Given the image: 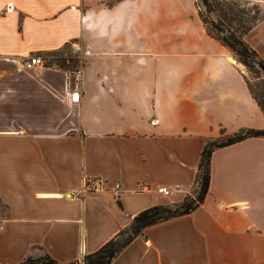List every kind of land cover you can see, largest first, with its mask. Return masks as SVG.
<instances>
[{"label": "crops", "instance_id": "0c3cea01", "mask_svg": "<svg viewBox=\"0 0 264 264\" xmlns=\"http://www.w3.org/2000/svg\"><path fill=\"white\" fill-rule=\"evenodd\" d=\"M245 39L264 58V16ZM68 43L80 71L27 67ZM244 73L196 0H0V264H83L140 211L182 201L207 138L264 129ZM111 264H264V137L215 149L202 204Z\"/></svg>", "mask_w": 264, "mask_h": 264}, {"label": "trees", "instance_id": "16d2710c", "mask_svg": "<svg viewBox=\"0 0 264 264\" xmlns=\"http://www.w3.org/2000/svg\"><path fill=\"white\" fill-rule=\"evenodd\" d=\"M247 0H197L199 16L207 33L226 46L237 62L248 72L259 70L264 76V58L246 41V34L264 16L257 3L250 6ZM47 66L66 71L78 72L84 65L82 53H74L72 43L43 56ZM247 86L264 113V85L258 90L245 72ZM250 137H264V129L241 128L229 135L207 138L201 151L198 170L193 188H198L195 196H186L182 201L148 207L133 216L130 224L121 229L96 251L83 258V264H111L122 250L136 237L144 234L151 226L174 217L189 214L204 201L211 179V158L215 149L240 142ZM89 182L87 181V184ZM119 204L120 201L118 200ZM19 264H64L47 252L38 257L28 255ZM69 264H79L72 262Z\"/></svg>", "mask_w": 264, "mask_h": 264}, {"label": "rangeland", "instance_id": "374dc122", "mask_svg": "<svg viewBox=\"0 0 264 264\" xmlns=\"http://www.w3.org/2000/svg\"><path fill=\"white\" fill-rule=\"evenodd\" d=\"M197 1V0H196ZM246 2H249L248 4L250 5V6H252L253 5V3H256V2H252V1H246ZM261 7V6H260ZM261 10H262V8H261ZM262 12H263V10H262ZM199 14V13H198ZM205 26V25H204ZM206 28V27H205ZM72 49H73V52L74 53H77V52H80V53H82L81 52V50L79 49V46L77 45V43H72ZM235 58V57H234ZM43 60H44V58H43ZM237 61V60H236ZM243 66V65H242ZM243 69H244V71L248 74V76L250 77V79H251V82H252V84H254L256 87H258V90L260 89L261 90V88L263 87V85H264V76H263V74L262 73H260L259 72V70H257V69H255V72H248L246 69H245V67L243 66ZM198 190V188H193L192 187V189L190 190V192L187 194L188 196H195L196 195V191ZM186 195V196H187ZM185 196V197H186ZM184 197V198H185ZM183 198V199H184ZM0 212L2 213V214H5L6 213V208H5V206L0 202Z\"/></svg>", "mask_w": 264, "mask_h": 264}, {"label": "built area", "instance_id": "2783aa9c", "mask_svg": "<svg viewBox=\"0 0 264 264\" xmlns=\"http://www.w3.org/2000/svg\"><path fill=\"white\" fill-rule=\"evenodd\" d=\"M44 60L39 55H34L30 58V60L26 63L27 67H32L33 65H41L43 64ZM91 183L92 187H98L101 183L99 179L93 180ZM158 192L164 194V195H171V190L169 187L162 186L158 188Z\"/></svg>", "mask_w": 264, "mask_h": 264}]
</instances>
